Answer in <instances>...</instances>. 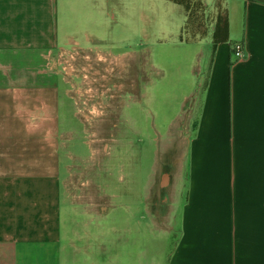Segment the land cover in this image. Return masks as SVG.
<instances>
[{"label": "crops", "instance_id": "0c3cea01", "mask_svg": "<svg viewBox=\"0 0 264 264\" xmlns=\"http://www.w3.org/2000/svg\"><path fill=\"white\" fill-rule=\"evenodd\" d=\"M201 1L213 17L220 1L230 42L212 44L185 109L184 197L167 264H264V0ZM50 6L51 0H0V55L22 52L49 62L56 41ZM236 43L243 57L233 61ZM36 78L21 86L0 80V264H98L99 219L110 200L100 188L104 206L67 208L59 81ZM160 183L168 188L171 176ZM164 200L163 218L172 220L174 200Z\"/></svg>", "mask_w": 264, "mask_h": 264}, {"label": "rangeland", "instance_id": "374dc122", "mask_svg": "<svg viewBox=\"0 0 264 264\" xmlns=\"http://www.w3.org/2000/svg\"><path fill=\"white\" fill-rule=\"evenodd\" d=\"M50 9L56 41L49 62L22 52L2 54L0 80L17 86L41 76L59 81L58 119L64 128L75 129V133L59 135L62 162L67 165L66 206L106 204L100 188L110 200L107 216L99 219L98 264H167L177 240V217L184 197V181L180 184L179 176L185 174L189 140L185 109L202 80L212 49L210 36L187 42L184 10L168 0H51ZM207 15H212L209 10ZM231 25L240 31L239 20L232 18ZM69 39L96 55L116 56L124 67L119 77L124 73L125 84L140 85L139 90L135 85V91L122 96L120 128L112 135L81 134L77 128L76 110L64 97V76L58 68L72 56L60 52L70 47ZM81 87L74 84L77 92ZM115 105L111 104L113 109ZM76 107L81 110L80 105ZM165 174L171 176L172 184L163 189L160 182ZM165 195L174 200L172 220L163 218Z\"/></svg>", "mask_w": 264, "mask_h": 264}, {"label": "flooded vegetation", "instance_id": "af4514ba", "mask_svg": "<svg viewBox=\"0 0 264 264\" xmlns=\"http://www.w3.org/2000/svg\"><path fill=\"white\" fill-rule=\"evenodd\" d=\"M68 44L70 47L62 48L60 52H68L72 56L64 60L66 62L64 66L61 63L60 67H57L60 68L61 74L64 76L61 80L65 85V95L76 110L73 112V117L77 128L81 134L112 135L120 128L118 120L125 105L122 96L129 90L135 91L134 86L137 84L135 82L125 84L124 76L126 75L124 73L123 77H119L122 75L123 66L115 60L116 56L96 55L94 50L84 49L78 42L70 39ZM66 66L69 67V73H66ZM74 84L85 88L81 87L80 92H77ZM66 85L69 88L66 89ZM139 89L140 85H137L136 90ZM82 91L85 94H81ZM111 104H116V109H113ZM79 105L81 110L76 107ZM94 109H97L98 113ZM65 129V132L75 133V129H72L71 126ZM71 140V138L66 139V141Z\"/></svg>", "mask_w": 264, "mask_h": 264}, {"label": "trees", "instance_id": "16d2710c", "mask_svg": "<svg viewBox=\"0 0 264 264\" xmlns=\"http://www.w3.org/2000/svg\"><path fill=\"white\" fill-rule=\"evenodd\" d=\"M183 8L186 21L183 31L188 35L187 42H196L205 39L212 29L211 43L215 46L220 43H229L228 16L221 9L220 1L214 5L216 15L208 17V9L201 0H168ZM233 45L231 54L233 57ZM233 61H235L233 57Z\"/></svg>", "mask_w": 264, "mask_h": 264}, {"label": "built area", "instance_id": "2783aa9c", "mask_svg": "<svg viewBox=\"0 0 264 264\" xmlns=\"http://www.w3.org/2000/svg\"><path fill=\"white\" fill-rule=\"evenodd\" d=\"M233 57L235 60H239L243 57V45L236 43L233 45Z\"/></svg>", "mask_w": 264, "mask_h": 264}]
</instances>
